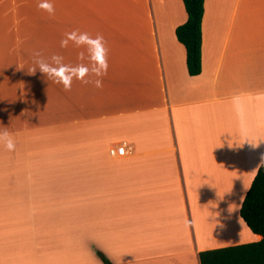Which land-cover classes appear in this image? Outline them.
<instances>
[{"label": "crops", "instance_id": "1", "mask_svg": "<svg viewBox=\"0 0 264 264\" xmlns=\"http://www.w3.org/2000/svg\"><path fill=\"white\" fill-rule=\"evenodd\" d=\"M60 1L0 0V128L17 140L0 145V264H201L261 241L240 210L264 162V0H205L198 76L183 0ZM73 30L104 38L100 88L32 72L35 52L89 63L61 47Z\"/></svg>", "mask_w": 264, "mask_h": 264}, {"label": "trees", "instance_id": "2", "mask_svg": "<svg viewBox=\"0 0 264 264\" xmlns=\"http://www.w3.org/2000/svg\"><path fill=\"white\" fill-rule=\"evenodd\" d=\"M183 2L188 21L176 29V36L186 49L189 74L198 76L202 73L205 0ZM240 216L252 232L262 236V240L203 251L200 253L201 264H264V162L246 194ZM99 255L105 264H114L104 254Z\"/></svg>", "mask_w": 264, "mask_h": 264}, {"label": "clouds", "instance_id": "3", "mask_svg": "<svg viewBox=\"0 0 264 264\" xmlns=\"http://www.w3.org/2000/svg\"><path fill=\"white\" fill-rule=\"evenodd\" d=\"M38 7L50 15L54 14V0H39ZM69 41L86 48L89 63H65L62 55L53 54L45 58L39 52H35L33 55L37 67L32 72L39 69L47 77L62 84L65 90L71 88L73 80L88 83L90 77H94L92 82L97 88L102 87V77L108 71L107 48L103 36H91L88 32L73 30L65 34V38L60 42L61 47H67ZM80 58H84V53H81ZM16 144L17 140L14 133L7 128H0V145L11 152L15 150Z\"/></svg>", "mask_w": 264, "mask_h": 264}, {"label": "rangeland", "instance_id": "4", "mask_svg": "<svg viewBox=\"0 0 264 264\" xmlns=\"http://www.w3.org/2000/svg\"><path fill=\"white\" fill-rule=\"evenodd\" d=\"M58 3H61L62 5L65 3L64 0H61L60 2ZM59 21H61V24H63L64 22V19H61V18H58ZM42 39H43V34H42ZM226 196V200H227V204L229 202V198L231 197L232 198V208L230 209L231 211H229L230 213V217L231 219L233 218L232 216H234L235 214V210H236V207H237V201H238V198H239V195L238 194H225ZM233 221V219H232ZM234 225H235V222H234ZM202 228V225L200 226Z\"/></svg>", "mask_w": 264, "mask_h": 264}, {"label": "built area", "instance_id": "5", "mask_svg": "<svg viewBox=\"0 0 264 264\" xmlns=\"http://www.w3.org/2000/svg\"><path fill=\"white\" fill-rule=\"evenodd\" d=\"M126 152H127L126 146H122L118 149V154H120L121 156H124Z\"/></svg>", "mask_w": 264, "mask_h": 264}]
</instances>
